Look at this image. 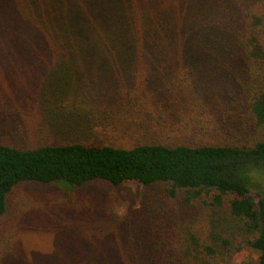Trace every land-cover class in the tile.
<instances>
[{"label": "trees", "instance_id": "1", "mask_svg": "<svg viewBox=\"0 0 264 264\" xmlns=\"http://www.w3.org/2000/svg\"><path fill=\"white\" fill-rule=\"evenodd\" d=\"M0 53L11 62L40 57L57 63L52 73L68 76L88 67L121 76L125 69L141 71V82L156 83V91H147L156 94L148 108H159L146 122L157 116L153 126L171 134L196 125L182 115L187 104L176 97L159 99L158 92L170 89L162 79L172 74L187 85V75L193 74L199 82L206 67L201 89L207 94L198 102L205 117L198 120L217 113L216 122L223 113L234 114L230 103H218L237 84L240 97L234 106L245 108L240 126L249 130L245 141L225 144L0 142V217L23 182L73 190L95 181L114 186L136 181L147 188L160 185L158 193L189 207L178 212L157 193L148 195L143 217L118 223L129 229L120 243L110 236L113 230L102 227L106 217L93 223L86 204L71 193L69 208L77 215L72 223L79 234L92 222L95 234L102 227L101 235L83 241L70 225L58 246L39 252L31 263L14 241L0 246V264H248L235 259L244 247L264 264V190L259 198L252 192L253 171H264V0H0ZM219 64L224 71L216 70ZM222 82L229 87L215 85ZM223 205L227 217L210 212ZM34 224L39 226L38 219Z\"/></svg>", "mask_w": 264, "mask_h": 264}, {"label": "rangeland", "instance_id": "2", "mask_svg": "<svg viewBox=\"0 0 264 264\" xmlns=\"http://www.w3.org/2000/svg\"><path fill=\"white\" fill-rule=\"evenodd\" d=\"M4 57L0 53V142L18 146L71 141L90 144L110 142L124 146H132L139 141L225 144L236 140L245 141L249 135L247 127L243 131L240 126V115L245 113V108L237 110L234 106L237 104L236 97H240L237 84L236 87L234 85L236 91H226L220 96L221 103H218H230L232 106H228L229 112L234 114L223 113L219 115L221 121L216 122L213 120L218 117L217 113V116L205 119V122L198 120L205 117L204 104L198 102L207 94L201 89V81L207 77L204 74H208L206 67L199 82L194 79L193 74L187 75V85L172 74L170 80L169 77H166V82L162 79L170 89L158 92L161 96L159 99L176 97L184 106L187 104L182 115L196 125L187 132L177 131L171 134L159 126H153L152 123L158 120L157 116L153 115L154 119L146 122L151 112L159 108L157 105L148 108L147 103L156 94L149 95L147 91H156L153 86L156 83H149L148 80L146 84L141 82L144 75L141 71L131 72L125 69L121 76L118 74L120 72L110 75L88 67L81 74L70 73L68 76L63 75V71L52 73L57 63L42 60L38 56L31 59L21 56L12 62L4 60ZM224 67L226 66L219 64L216 70L224 71ZM138 81L146 88L142 94L137 95L133 90L142 86L136 85ZM193 85H196V89L192 88ZM215 85L224 89L229 87V82L227 85L223 82ZM176 90L184 95L176 94ZM128 91L131 93H127ZM134 99H137V104ZM145 124L147 127L144 129ZM159 189L160 185L147 188L136 181H128L120 186L95 181L73 190L58 184L23 182L10 194L8 210L0 217V246H9L16 241L17 245L24 248L22 255L28 260L26 261L31 263L36 261L34 257L39 252L50 253L55 245L58 246L63 241V236L70 233V225H74L72 229L83 241H91L97 234L100 236V229L103 227L113 230L110 236L113 234V238L121 243L125 240L121 233H129V229L123 224L121 228L118 227V223L127 224L132 218L139 220L143 217L148 195L157 193L165 205L178 212H186L189 208L180 202H170L158 193ZM263 190L264 171L254 170L252 192L259 198ZM71 193L78 195L80 201L86 204L87 208L84 210L92 217L93 223L101 222L106 217V222L98 229L97 234L93 232L97 229L91 225L92 222L86 225L85 233L80 234L77 225L72 223L77 215L73 216V211L69 208ZM212 210L220 217L228 215L225 205L211 209L210 212ZM34 219H38L39 226L34 224ZM2 237L6 239L2 240ZM235 259L242 263L257 264V255L248 247L237 253Z\"/></svg>", "mask_w": 264, "mask_h": 264}]
</instances>
